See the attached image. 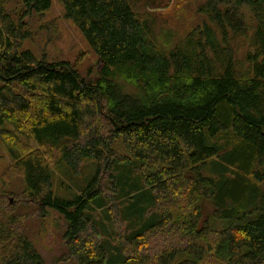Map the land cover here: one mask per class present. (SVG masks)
I'll use <instances>...</instances> for the list:
<instances>
[{"label": "trees", "instance_id": "16d2710c", "mask_svg": "<svg viewBox=\"0 0 264 264\" xmlns=\"http://www.w3.org/2000/svg\"><path fill=\"white\" fill-rule=\"evenodd\" d=\"M18 1L16 21L0 8V142L20 173V196L39 216L52 208L65 220L67 258L264 264V0H205L206 20L167 47L131 0H58L100 62L88 80L65 60L21 48L30 35L20 20L51 1ZM86 159L96 167L90 182L70 200L55 197L52 166L75 171ZM118 166L138 174L120 217L135 204V226L109 255L88 234L96 233L88 211L97 198L117 199ZM105 174L108 193L97 186ZM202 199L213 207L206 215ZM0 206V264H55ZM217 219L226 224L213 227Z\"/></svg>", "mask_w": 264, "mask_h": 264}, {"label": "rangeland", "instance_id": "374dc122", "mask_svg": "<svg viewBox=\"0 0 264 264\" xmlns=\"http://www.w3.org/2000/svg\"><path fill=\"white\" fill-rule=\"evenodd\" d=\"M50 1V7L42 14L26 15L20 20L25 28L29 30L30 35L21 42V48H28L36 54L35 56H43L49 60H65L74 67L80 77L88 80V76L94 73L95 65L99 67L100 62L74 23L63 15L61 2L58 0ZM131 1L133 10L139 16L149 22L154 21L153 31L155 36L166 47L183 38L192 28H196L206 20L205 13L202 11L205 0ZM18 2V0H0V8H3L8 17L15 21L20 18ZM235 43L238 46L236 57L240 60L239 63H242V55L246 50L247 43L244 42L243 38L237 39ZM123 92L138 95L140 91L125 84ZM10 164L8 155L0 142V202H5V207L8 206L10 210H14V216L19 218V222L10 227L28 234L39 254L47 263L54 261L55 264H77L66 256L65 240H63V233L66 228L65 220L52 208H48L45 215L39 216L34 205L29 203L28 200L26 202L20 196L22 189L20 186V173L13 171ZM52 168V191L55 197L63 200H70L79 194L94 177L96 171L94 162L89 159L82 161L75 171L69 169L62 162L52 166ZM114 174L118 189V192H116L117 199L114 198L111 203H105L104 200L97 198L88 211L91 223L96 228L94 235L88 234L93 239L103 242L109 255L117 253L114 248L119 245L117 239L121 241L134 228L136 214L129 211L134 208L135 204L128 203L127 217L123 218V221L120 218L124 214L122 206L127 203L124 199L125 193L134 188L131 185L137 179V172H130L124 166H118L114 169ZM6 181L9 184L7 187L11 186L17 189L16 194L3 192V184ZM105 183L106 174L104 179H98L97 186L105 189L108 185H105ZM261 188L264 190V182L261 184ZM105 191L108 193L109 188L107 187ZM110 198H113V196H110ZM199 205L200 211L204 215L213 209L211 202L205 199L200 200ZM107 208L110 214L105 216ZM3 209L4 207L0 206V212ZM212 223L213 227H223L226 224L224 220L219 219L213 220ZM153 248H149L147 251L150 252ZM129 252L138 255L143 251L129 248ZM129 264L140 263L131 262Z\"/></svg>", "mask_w": 264, "mask_h": 264}]
</instances>
